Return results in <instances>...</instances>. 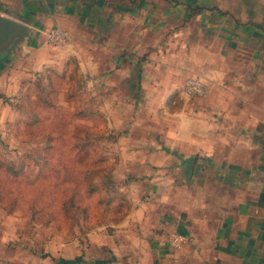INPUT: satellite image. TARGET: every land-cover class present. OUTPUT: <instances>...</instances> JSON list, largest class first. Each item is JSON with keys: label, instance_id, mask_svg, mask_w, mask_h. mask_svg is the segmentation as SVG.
<instances>
[{"label": "crops", "instance_id": "1", "mask_svg": "<svg viewBox=\"0 0 264 264\" xmlns=\"http://www.w3.org/2000/svg\"><path fill=\"white\" fill-rule=\"evenodd\" d=\"M0 14L31 29L0 72L59 51L129 129L113 165L127 209L63 243L62 260L264 264V0H0ZM54 27L69 44L48 43ZM191 76L206 96L184 95ZM174 232L188 237L179 248Z\"/></svg>", "mask_w": 264, "mask_h": 264}, {"label": "rangeland", "instance_id": "2", "mask_svg": "<svg viewBox=\"0 0 264 264\" xmlns=\"http://www.w3.org/2000/svg\"><path fill=\"white\" fill-rule=\"evenodd\" d=\"M54 54L0 72V264L61 263L63 243L128 207L113 165L129 129L93 104L77 61Z\"/></svg>", "mask_w": 264, "mask_h": 264}, {"label": "built area", "instance_id": "3", "mask_svg": "<svg viewBox=\"0 0 264 264\" xmlns=\"http://www.w3.org/2000/svg\"><path fill=\"white\" fill-rule=\"evenodd\" d=\"M48 43L52 46H65L71 41V33L61 27L52 28L47 35ZM183 93L187 98L204 97L210 87L200 76H191L187 78L183 85ZM169 244L174 248H179L188 241L184 233L174 232L168 238Z\"/></svg>", "mask_w": 264, "mask_h": 264}, {"label": "water", "instance_id": "4", "mask_svg": "<svg viewBox=\"0 0 264 264\" xmlns=\"http://www.w3.org/2000/svg\"><path fill=\"white\" fill-rule=\"evenodd\" d=\"M31 35L24 22L0 14V55L12 53Z\"/></svg>", "mask_w": 264, "mask_h": 264}, {"label": "trees", "instance_id": "5", "mask_svg": "<svg viewBox=\"0 0 264 264\" xmlns=\"http://www.w3.org/2000/svg\"><path fill=\"white\" fill-rule=\"evenodd\" d=\"M100 222L102 223V220ZM62 262H63V264H76L75 263L76 261L70 262V261L62 260Z\"/></svg>", "mask_w": 264, "mask_h": 264}]
</instances>
